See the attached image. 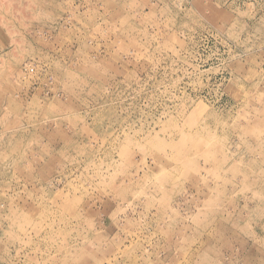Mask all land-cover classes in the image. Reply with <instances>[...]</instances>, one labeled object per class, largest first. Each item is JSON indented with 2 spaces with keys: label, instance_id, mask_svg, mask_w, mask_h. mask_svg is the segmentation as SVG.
<instances>
[{
  "label": "rangeland",
  "instance_id": "374dc122",
  "mask_svg": "<svg viewBox=\"0 0 264 264\" xmlns=\"http://www.w3.org/2000/svg\"><path fill=\"white\" fill-rule=\"evenodd\" d=\"M0 264H264V0H0Z\"/></svg>",
  "mask_w": 264,
  "mask_h": 264
}]
</instances>
